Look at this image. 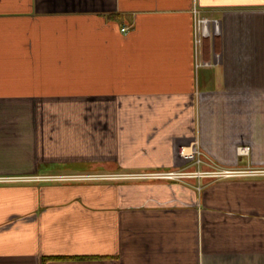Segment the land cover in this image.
<instances>
[{
    "label": "crops",
    "instance_id": "crops-1",
    "mask_svg": "<svg viewBox=\"0 0 264 264\" xmlns=\"http://www.w3.org/2000/svg\"><path fill=\"white\" fill-rule=\"evenodd\" d=\"M194 5L221 19L198 56ZM195 147L264 167V0H0V176L190 169ZM0 264H264V176L0 182Z\"/></svg>",
    "mask_w": 264,
    "mask_h": 264
},
{
    "label": "built area",
    "instance_id": "built-area-1",
    "mask_svg": "<svg viewBox=\"0 0 264 264\" xmlns=\"http://www.w3.org/2000/svg\"><path fill=\"white\" fill-rule=\"evenodd\" d=\"M193 13L195 17V44L197 56L201 51V48H206L209 51L212 44H219V38L221 33V19L216 16H209L202 13L197 5L193 7ZM129 27L123 26L121 30L123 32L128 31ZM205 50V49H204ZM215 55L219 56V50L216 49ZM215 62L205 55L201 61L197 59V66L199 65H213ZM248 146L239 147V151L247 152ZM195 155L193 164L198 167L188 168H171V169H158L150 171H141L139 173H132L129 175L123 174L124 177H139V178H156V179H171V180H183L187 178H229L238 176H264V167H248V168H233L223 167L217 164L215 161L208 157H205L203 151L199 147H195ZM201 165H206L202 169ZM116 173H102V174H76V175H36V176H0V182H18V181H30V180H48V179H87V178H105V179H117L121 178ZM182 178V179H179ZM202 185H198L200 189Z\"/></svg>",
    "mask_w": 264,
    "mask_h": 264
},
{
    "label": "rangeland",
    "instance_id": "rangeland-1",
    "mask_svg": "<svg viewBox=\"0 0 264 264\" xmlns=\"http://www.w3.org/2000/svg\"><path fill=\"white\" fill-rule=\"evenodd\" d=\"M197 166V165H196ZM198 167V166H197ZM84 168V167H83ZM86 168V167H85ZM181 168H188V167H181ZM204 167H202V169H203ZM166 169H170V168H166ZM189 169V168H188ZM155 170V169H154ZM141 171H150V170H125V169H121V167L118 169V170H116V174H119V175H122V176H120L121 178H117V179H115V180H134V179H136V180H140V179H148V180H166V181H174V180H171V179H156V178H139V177H128V178H126V177H124L123 176V174H126V175H129V174H132V173H139V172H141ZM111 173H114V172H111ZM89 174H92V173H89ZM100 174H102V173H100ZM106 174V173H105ZM98 179H105V178H102V177H100V178H98ZM179 179H182V178H179ZM177 181V180H176ZM178 181H181V180H178Z\"/></svg>",
    "mask_w": 264,
    "mask_h": 264
}]
</instances>
